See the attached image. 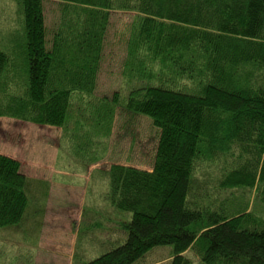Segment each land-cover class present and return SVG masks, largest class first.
Here are the masks:
<instances>
[{
	"label": "trees",
	"instance_id": "obj_1",
	"mask_svg": "<svg viewBox=\"0 0 264 264\" xmlns=\"http://www.w3.org/2000/svg\"><path fill=\"white\" fill-rule=\"evenodd\" d=\"M12 1L17 16L0 13V22L22 34L14 43V32L0 35V117L61 128L81 162L91 153L86 168L102 157L119 110L159 131L151 170L98 172L108 208L88 195L78 241L111 215L117 237L73 264H146L167 245L172 264H193L188 252L204 264H264V0H52L51 28L46 0ZM115 12L135 14L122 62L128 95L98 100ZM21 171L0 154V231L28 210Z\"/></svg>",
	"mask_w": 264,
	"mask_h": 264
},
{
	"label": "rangeland",
	"instance_id": "obj_2",
	"mask_svg": "<svg viewBox=\"0 0 264 264\" xmlns=\"http://www.w3.org/2000/svg\"><path fill=\"white\" fill-rule=\"evenodd\" d=\"M14 7L16 5L12 0H0V13H3L4 19L16 15ZM134 16L128 12L112 14L95 92L98 100H112L117 95L122 101L128 95L122 76V62L126 57L125 38ZM45 17L49 28L58 20L57 6L52 0L45 1ZM0 25L3 30L1 22ZM20 34L21 27L15 24L0 33L5 38L10 35L8 40L11 43ZM158 137L159 131L153 127L151 120L130 117L119 110L110 138L101 141L102 157L86 168L84 165L89 163L91 153L86 154L81 162V157L73 149L75 143L69 134L65 136L61 128L0 117V154L20 162L21 172L30 180L27 191L29 207L23 221L0 231V264H73L76 254L85 260L104 254L107 245L117 237V232L109 231L119 228L117 216L111 215V220H103L101 231L85 235L78 241V233L84 229L83 213L88 195L94 194L95 200L103 206L105 202L108 208L104 200L106 184L98 178V172L108 171L113 164L151 170ZM211 174L214 173L210 169L203 171L201 179H210ZM94 176H97L96 186L92 187ZM247 196L254 198V193ZM259 217L264 220V212ZM149 253L146 264H172L171 245L155 247ZM187 256L193 264H204L192 252H188Z\"/></svg>",
	"mask_w": 264,
	"mask_h": 264
}]
</instances>
